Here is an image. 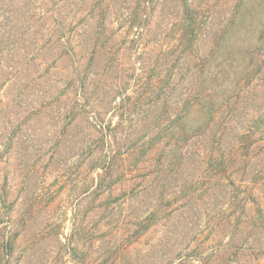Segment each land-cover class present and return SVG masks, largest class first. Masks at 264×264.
<instances>
[{"label": "rangeland", "instance_id": "obj_1", "mask_svg": "<svg viewBox=\"0 0 264 264\" xmlns=\"http://www.w3.org/2000/svg\"><path fill=\"white\" fill-rule=\"evenodd\" d=\"M142 1L0 0V264H264L262 237L249 238L250 216L264 209L258 129L248 139L249 165L238 144L226 180L208 171L209 146L197 138L177 156L170 146L150 151L113 197L146 181L149 195L108 205L109 193L93 194L103 171L92 168L102 150L91 151L103 134L115 135L121 153L142 145L155 117L178 113L205 55L202 76L218 72L219 99L233 96L230 106L241 108L227 121L223 149L264 120V0H153L148 8ZM186 2L203 34L185 53ZM237 8L251 14L255 32L239 37L237 24L228 63L210 51ZM138 9H146L142 36L130 29ZM125 156L117 165L134 161ZM160 193L162 220L141 235Z\"/></svg>", "mask_w": 264, "mask_h": 264}, {"label": "trees", "instance_id": "obj_2", "mask_svg": "<svg viewBox=\"0 0 264 264\" xmlns=\"http://www.w3.org/2000/svg\"><path fill=\"white\" fill-rule=\"evenodd\" d=\"M148 8L149 5L152 4L153 0H143L142 1ZM184 13H185V24L182 31V37L180 40L184 41L185 47L184 52L189 49H194L198 41V37L201 33V27L198 22L197 11L192 9L188 2L184 5ZM143 12H146V9L142 11L138 9L134 14V19L131 24L130 29H134L135 26L139 29V35L142 36L143 31L147 26V16L144 15ZM254 19L251 14L243 13L238 8L232 13L229 24L227 27L222 29L220 32L213 34L214 41L211 46V55L218 53V56L222 57V60H228L230 62V56L225 58L227 53L228 44L227 41L232 40L231 36H234V33L237 30V24H239V29L241 33L239 37H247L252 35L255 32V24L253 23ZM236 28V29H235ZM209 33H211L209 31ZM264 34V24L261 27V34ZM238 37V38H239ZM233 42V40H232ZM245 46V45H244ZM224 53H226L224 55ZM209 56L205 55V57L200 61L201 67L199 71L191 74L196 78L194 89H191L185 97H183V93L179 95L181 98V107L179 108L178 113L175 116L166 115L164 118L155 117L152 126L150 127L151 136L147 141H144L142 145H136L137 148L131 147L128 148L126 153H121L120 150H114L112 148V142H115V135L111 134H103L102 138L99 139V147L94 148L91 152L94 155V151L102 150V153L97 156V158L93 161V167L96 170L103 171V174H99V181L96 185L93 194L104 195L109 193V199L107 204H111L116 201H120L122 199L123 202H128L131 198L138 197L140 194L145 193L149 195L150 192L146 191L150 188L149 181H146L145 185H140L141 187L134 186L130 192H125L122 195H118L116 197L114 195L115 188L124 183L129 182L131 174H134L136 170L140 169V163L146 161L144 158L150 151L155 149H160L161 151L170 146L169 153L170 155L177 156L181 151V148H184L189 145V143L195 139H200L203 142L205 148L209 146V155L204 158V163L207 166L208 171H212L215 169V172L220 176V180L227 179L223 178V175L228 173L230 166L233 163H236V151H239V145L241 149H245L247 152L244 156V166H248V150L252 146L253 143L249 142L248 139L254 138L257 131L261 132L262 140H264V120L260 119L256 123H260L256 125V128H251L248 130L247 134H244L239 139V143H235L230 151L227 149H223L222 142L224 138V132L226 131V127L228 126L227 122L230 119V115L232 116L239 107L230 106L231 99L233 96L228 97L227 100H220L218 97V91H216L215 87L221 86L218 83V72L214 77H210L208 74L202 76V69L207 66L210 60H207ZM206 60V61H205ZM227 63L223 62L219 66H224ZM236 74V73H235ZM238 76V75H236ZM241 79L251 82L252 78L248 75H244ZM241 79L238 80V86H240ZM169 85H171L172 79H170ZM218 83V84H217ZM175 86H172L169 91L170 97L175 94ZM229 88V85L225 87ZM83 97V95L81 96ZM183 97V98H182ZM130 99L129 97H126ZM158 96L156 99H159ZM161 104V103H160ZM173 103L170 102L168 105L172 108ZM167 105V106H168ZM230 108L229 111L227 109ZM233 109V110H232ZM222 115L220 117V114ZM238 145V146H237ZM214 150V154H210V152ZM140 151L139 157L136 159L135 156L130 154L131 152ZM98 152V151H97ZM123 154H127L125 158H131L134 160L128 167H123L117 162L123 161ZM181 155V154H180ZM204 154L199 153V157ZM177 159V157H176ZM173 165H177L174 160L172 162ZM127 168H132L128 169ZM211 168V169H210ZM217 169V170H216ZM230 178V177H229ZM259 179L255 177L253 182L258 181ZM144 182V181H142ZM141 184H144L142 183ZM222 182V181H221ZM234 189H240L237 187L236 183L232 182ZM226 187L230 188V185H226ZM139 188V189H138ZM252 202L256 205L258 204V200L255 197H252ZM166 201L165 195L160 193L158 195L159 204L155 208V210L151 211L149 215L144 218V220L140 224V234L143 235L149 232L153 227L157 226L159 222L162 220V217L159 216L160 206L164 205ZM241 215H239L236 223L237 230H240L242 225V214L246 213V206L242 207ZM248 219V217H247ZM250 232L249 238H254L256 236L262 237V241H264V209L259 207L258 209H254V214L250 216ZM261 241V242H262ZM243 247L237 248V251H240ZM253 252L255 249L250 247ZM260 253H264L261 249ZM1 260V259H0Z\"/></svg>", "mask_w": 264, "mask_h": 264}]
</instances>
